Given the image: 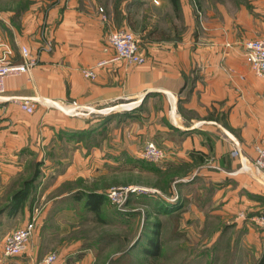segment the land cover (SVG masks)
<instances>
[{
	"label": "crops",
	"instance_id": "1",
	"mask_svg": "<svg viewBox=\"0 0 264 264\" xmlns=\"http://www.w3.org/2000/svg\"><path fill=\"white\" fill-rule=\"evenodd\" d=\"M179 1L188 29L174 42L144 38L147 30L159 29L157 10L146 8L152 0H0V38L13 52V61H22L21 46L36 59L27 72L5 79V96L38 102L32 114L10 98L0 102V193L13 181L30 177L36 163L43 167L37 202L30 208L27 200L20 224L8 229L23 226L36 209L34 233L22 256L4 258L1 264H45L49 252L60 251L47 241L53 227L61 230L54 236L64 241L67 230L82 222L84 199L79 194L102 193L98 178L105 175L100 171L105 166L142 168L140 151L147 140L166 151L165 166L157 165L154 172L169 174L183 184L181 190H188L182 202L164 200L162 207L175 228L182 223L190 228L205 213L217 216L224 226L233 223L241 232L238 264L259 261L264 230L250 217L264 210V176L251 162L255 145L264 148V79L245 61L243 41L264 36V0H238L233 19L224 1L206 0L197 31H192V1ZM160 2L165 10L170 7L168 0ZM117 20L123 26L127 20L145 21V61H119L99 68L93 80L84 78L80 68L105 56L107 32ZM48 42L51 50L45 49ZM72 102L98 112L94 120L72 113ZM120 107L127 108L120 112ZM102 117L109 118L106 135L93 140L90 132L85 138L82 132ZM234 141L240 156L231 153ZM241 157L248 169H239ZM193 196H200L203 212L192 203ZM183 215L185 220L178 221ZM74 245L61 248L74 253Z\"/></svg>",
	"mask_w": 264,
	"mask_h": 264
},
{
	"label": "rangeland",
	"instance_id": "2",
	"mask_svg": "<svg viewBox=\"0 0 264 264\" xmlns=\"http://www.w3.org/2000/svg\"><path fill=\"white\" fill-rule=\"evenodd\" d=\"M168 1L171 3L170 0ZM191 1L194 8V27L192 28V31L201 30L204 21V12L202 8L205 5L206 0ZM216 1L217 0H210L209 2H212L211 4H213ZM221 1H224L225 5L228 6V16L233 19V16L238 8V0ZM162 5L161 2L159 5L154 3L152 6H148L146 8L148 12L157 10L156 24L158 25L159 23V26L157 27H159V30H162L160 27L163 26V30L168 32L169 35L171 34L170 39L176 42L182 38V34H186L188 29L182 10L179 8V5L178 9H174L173 5L170 4L171 9L169 7L167 10H165V7ZM171 15L173 16V19H171ZM113 24L114 28L111 30L126 28L137 35L140 39V50L142 49L144 41L141 37L140 30L142 26H145V21L139 20L131 26H123L120 20H117ZM191 26L193 25L191 24ZM234 39L238 40V38ZM245 41L246 40L243 41V45ZM3 44L5 43L0 38V53L3 50ZM231 44L232 43L229 41L226 43L229 47ZM126 108L127 107H120L118 110L123 112ZM91 109L94 110L93 108ZM81 113H84V115L80 114L81 116H86L89 118L88 121H92L98 112L89 113L83 110ZM68 114H70V112ZM100 122L101 120L96 119L92 122V124H89L87 129H90L92 126H96ZM100 133L99 138L102 134H104V137L106 135V128L101 130ZM148 141H152L156 145L153 140H147L146 142ZM160 149L163 150L164 156L156 162L143 158L140 151V158L142 160V168L140 169L134 164H131L129 167V165H124V163L110 167L105 166L106 168L100 169V171H105V175L103 177L100 176L98 179L99 187L101 186V192L104 193L106 199L101 204L99 212H93L91 215L83 211L85 210L83 207L82 214H80L82 215V222L78 224V227L75 230H67V235L62 237L66 238L64 241L61 237L59 240V234L58 236H54L61 231L59 228L53 227L54 229L51 230L53 234L48 237V243L53 242L54 245H57L55 246V249L60 247V251L57 250L58 248L56 251H52L57 254V259L55 261L56 264L240 263L238 262V238L241 236V232L238 231V228H235V224L231 223L228 226H224L223 222H219L217 216L205 213V218L203 220L201 217L196 218L190 228L185 225L186 223H182V226H179V229L175 228L174 225L177 223L174 222L169 213H165V209L163 208L165 205L164 200H168L169 202L165 201L170 204L182 202L185 200L183 199L184 193L188 192V190H181L183 184H181L179 180H171L169 174L160 175L154 172V167L157 165L165 166L166 151L163 148ZM232 152L233 150L231 153ZM239 165V169L249 168L248 165L246 168H242L241 163ZM42 169L43 167L41 166L39 171L41 172ZM183 178L188 179L186 177ZM20 183L21 180L13 181L9 184L5 191L0 193V264L4 261L1 248L4 239L3 237L6 235L5 232L10 231L8 229L18 226L22 219V210H20L16 215L10 216L5 209V206L10 200V193L12 192L15 184L19 185ZM77 184L84 185V182L77 181ZM73 185L75 184H65L63 187L67 188ZM128 186L143 190H135L134 192L128 193V195L118 203L111 202L107 198V192L112 187L126 188ZM87 187H89V185H87ZM41 190L42 188L40 187L39 191ZM182 191L184 192L181 193ZM36 195L37 192L32 197V201L29 203L31 204L30 208H32V206L37 202L36 201L34 203ZM199 197L200 196H193L192 203L198 206V209L200 210H198L199 212H203V201L201 199L199 200ZM24 207H26V205ZM183 220H185L184 215L180 216L178 221L181 222ZM257 232L259 231L257 230ZM67 243L75 244L74 247H76L74 253L65 254V250L61 247L64 248ZM15 258L5 259L12 260ZM58 258L59 261H57Z\"/></svg>",
	"mask_w": 264,
	"mask_h": 264
},
{
	"label": "built area",
	"instance_id": "3",
	"mask_svg": "<svg viewBox=\"0 0 264 264\" xmlns=\"http://www.w3.org/2000/svg\"><path fill=\"white\" fill-rule=\"evenodd\" d=\"M152 1L155 4H158V0ZM105 42V56L97 59L90 66L80 68V73L84 78L93 80L96 78L97 70L99 68H103L119 61L128 64H142L145 61V57L140 50L139 37L126 28L109 31ZM243 47L244 58L249 64L250 69L256 76L264 79V36L246 40ZM45 49L51 50L52 43L48 42L45 45ZM20 56L22 61L20 63L14 62L12 59L13 52L5 44H3V50L0 53V102L10 98L18 104L22 111L32 114L38 103L35 98L5 96V79L9 76H19L27 72L36 64V59L31 55L27 47H20ZM83 110L89 112L87 108H83L80 105H77L76 102H72V113L79 114ZM233 144L234 148L232 155L240 156L241 150L239 148V143L234 141ZM254 150L256 155L251 163V166L258 175L264 176V148L256 145ZM141 156L147 160L156 162L163 158L164 152L152 141H148L145 143L141 151ZM244 163L245 159L241 157L242 168H246ZM135 190L142 191L143 189H136V187L132 186H128L126 188L112 187L107 192V198L111 202L118 203L124 199L128 193L134 192ZM37 214V210L34 209L31 216L23 226L13 229L5 235L1 251L3 258H15L22 256L25 253L30 238L32 237L36 227ZM240 215L242 214L240 213ZM250 220L257 228L264 230V211L251 216ZM56 259V252L51 251L44 257L43 261L45 264H53Z\"/></svg>",
	"mask_w": 264,
	"mask_h": 264
},
{
	"label": "trees",
	"instance_id": "4",
	"mask_svg": "<svg viewBox=\"0 0 264 264\" xmlns=\"http://www.w3.org/2000/svg\"><path fill=\"white\" fill-rule=\"evenodd\" d=\"M171 4L173 5L174 9L181 8L179 4V0H170ZM128 25H134L133 22H130L127 20ZM144 26H142L141 30H144ZM140 30V32H141ZM143 34L141 33V37ZM144 38L147 39H167L171 38V35L168 34L165 30H159L156 27L151 28L150 30H147L145 32ZM107 117H102L98 120H101L100 123H98L96 126H92L90 129H87L82 132V135L87 138V136L92 132L91 138L94 140L95 136L101 132L104 128H106V124L108 122ZM96 133V134H95ZM101 134V133H100ZM104 134H102L103 136ZM90 140V139H88ZM95 142V141H94ZM37 167V168H35ZM39 164L36 163L34 165V169L32 171V174L30 177L24 179L19 184L18 188L13 189L10 195V200L8 201V204L5 206V209L7 210L8 215L14 216L16 215L22 208L25 206L26 201L29 200V203L32 201V197L35 195L38 184H39ZM79 197H83V206L84 208H87L88 210L98 213L101 207V204L106 199L104 193H98V192H87V193H81L79 194ZM257 264H264V253L260 257Z\"/></svg>",
	"mask_w": 264,
	"mask_h": 264
}]
</instances>
